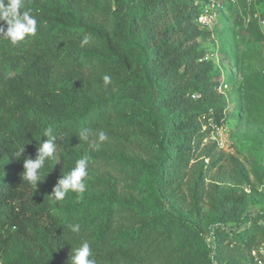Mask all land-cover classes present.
Listing matches in <instances>:
<instances>
[{"label": "trees", "instance_id": "trees-1", "mask_svg": "<svg viewBox=\"0 0 264 264\" xmlns=\"http://www.w3.org/2000/svg\"><path fill=\"white\" fill-rule=\"evenodd\" d=\"M24 3L21 11L37 19L36 35L17 45L0 38V264H68L72 247L84 240L95 264H257L252 252L264 243V213L239 231L257 187L246 175L245 186L215 187L208 200L212 233L203 211L208 166L190 176L207 134L203 123L225 119V101L207 89L210 81L217 89L221 75L209 61L181 87L175 70H190L192 56L173 45L178 25H159L176 14L177 24L196 23L195 0ZM195 93L202 98L192 105ZM49 127L61 137L62 166L53 175L50 159L35 187L22 180L23 162L35 158ZM84 129L87 140L79 137ZM100 130L107 140H98ZM85 155L88 164L112 161L121 179L97 175L85 180L84 193L54 201L57 180ZM118 211L134 219L131 228L115 231ZM68 223L81 231L72 233Z\"/></svg>", "mask_w": 264, "mask_h": 264}, {"label": "rangeland", "instance_id": "rangeland-1", "mask_svg": "<svg viewBox=\"0 0 264 264\" xmlns=\"http://www.w3.org/2000/svg\"><path fill=\"white\" fill-rule=\"evenodd\" d=\"M249 1L222 0V13L213 29L209 30V36L206 29L193 21L177 24L179 14L170 16L164 24L159 25V29L165 25H178L173 45L180 46L179 55L192 56L193 65L190 70L186 71L184 67L175 70L181 87L190 86L197 73L206 71L209 61L221 75L218 88L214 89L210 81L207 89L213 94L216 91V95L225 101V119L220 125L212 121L209 124L203 123L207 134L190 161V176L202 163L208 166L205 168L203 211L206 213L204 223L210 225L212 233L217 224L209 222L208 218L211 219L214 214L208 200L215 193L216 186L227 189L239 181L245 186L243 176L245 179L246 175L257 187L258 192L249 195V202L242 211L243 224L239 231H244L258 219L259 214L264 213V34L255 26L250 28L252 23L257 24L255 15L264 17V0ZM175 57L173 55L172 59ZM209 71L212 79L216 80L214 70ZM205 79L202 78V81ZM216 95L214 98L220 103ZM201 98V94L195 93L189 100L192 105H196ZM60 151L58 143L53 175L58 174L62 166ZM212 160L216 161L214 165ZM97 175L121 179L114 163L106 159L88 164L85 180H91ZM133 224L131 216L118 211L114 220L115 231L124 227L131 228ZM227 227L236 228V223H230ZM205 242L209 249H213V237L208 232L205 234ZM3 264H10L9 259L4 260Z\"/></svg>", "mask_w": 264, "mask_h": 264}, {"label": "clouds", "instance_id": "clouds-1", "mask_svg": "<svg viewBox=\"0 0 264 264\" xmlns=\"http://www.w3.org/2000/svg\"><path fill=\"white\" fill-rule=\"evenodd\" d=\"M25 8L24 0H0V38L6 39L11 45H17L29 36L37 33V19L32 15L30 10ZM83 43H87L85 39ZM111 77L105 75L103 81L110 82ZM45 140L37 146L35 158L28 157L23 162V172L21 177L23 182L36 187L37 183L43 181L46 175L42 174V169L50 159L55 157L58 147L57 141L61 139L51 127L47 128L43 134ZM82 140H87L89 131L82 130L79 133ZM97 137L99 141L108 139L107 133L103 130L98 131ZM24 151V147L18 153L20 156ZM43 175V180L41 179ZM88 176V157L85 155L75 161V166L61 175L52 189L51 197L54 201H63L69 192L82 194L86 191L87 185L85 178ZM67 228L74 234L81 231L79 223H68ZM92 249L88 241L84 240L78 247H72V253L68 264H95L92 257Z\"/></svg>", "mask_w": 264, "mask_h": 264}, {"label": "built area", "instance_id": "built-area-1", "mask_svg": "<svg viewBox=\"0 0 264 264\" xmlns=\"http://www.w3.org/2000/svg\"><path fill=\"white\" fill-rule=\"evenodd\" d=\"M221 1L222 0H196L195 6L200 9L196 23L201 28L206 30L213 29L216 21L222 13ZM229 1L234 2L235 0ZM253 1L254 0H250L249 2L252 3ZM255 18L257 19V25L264 34V17L255 15ZM246 191L248 192L247 189ZM260 223L264 226V220H262ZM252 256L254 257V260L257 264H264V243L258 249L252 252Z\"/></svg>", "mask_w": 264, "mask_h": 264}]
</instances>
